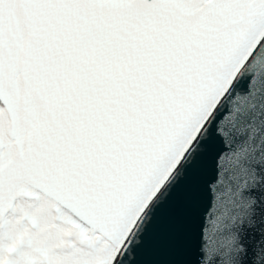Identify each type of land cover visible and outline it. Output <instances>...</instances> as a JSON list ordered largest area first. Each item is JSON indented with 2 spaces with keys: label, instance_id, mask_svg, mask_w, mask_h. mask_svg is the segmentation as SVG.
Masks as SVG:
<instances>
[{
  "label": "snow or ice",
  "instance_id": "1",
  "mask_svg": "<svg viewBox=\"0 0 264 264\" xmlns=\"http://www.w3.org/2000/svg\"><path fill=\"white\" fill-rule=\"evenodd\" d=\"M0 264H264V0H0Z\"/></svg>",
  "mask_w": 264,
  "mask_h": 264
}]
</instances>
